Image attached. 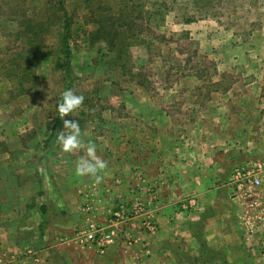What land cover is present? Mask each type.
<instances>
[{"label":"rangeland","instance_id":"obj_1","mask_svg":"<svg viewBox=\"0 0 264 264\" xmlns=\"http://www.w3.org/2000/svg\"><path fill=\"white\" fill-rule=\"evenodd\" d=\"M63 3L72 19L69 62L60 44L64 12L50 11L53 0H0V181L6 183L0 196L16 184L17 199L31 200L43 172L73 168L94 146L104 169L127 171L134 190L151 197L125 203H142L145 217L157 220L158 195L146 172L157 166L159 153H193L204 144L202 134L216 128H223L219 141L230 152L233 125L264 126V0ZM102 14L118 36L97 33ZM49 20L44 30L41 24ZM36 25L39 38L31 45L28 28ZM69 89L84 97L64 118L78 122L82 147L64 152L58 136L68 130L57 106ZM212 120L226 121L217 126ZM252 144L246 139L234 148L241 161H229L220 182L264 220V184L244 183L254 167L264 170L263 155H250ZM259 147L264 151V143ZM224 204L220 220L247 218L246 211L232 215L231 205ZM175 209L192 215L198 202L188 197ZM197 217L214 220L216 213ZM136 220L140 225L142 216Z\"/></svg>","mask_w":264,"mask_h":264},{"label":"crops","instance_id":"obj_2","mask_svg":"<svg viewBox=\"0 0 264 264\" xmlns=\"http://www.w3.org/2000/svg\"><path fill=\"white\" fill-rule=\"evenodd\" d=\"M212 121L218 126L226 120ZM263 127L260 122L252 128L233 125L230 152L219 141L223 128H216L202 134L204 144L193 153L185 149L183 153H159L157 166L145 171L147 177H153L158 195L154 209L157 233L145 234L141 225L134 226L136 244L130 248L115 246L104 256L79 248L73 233L94 222L105 223L107 212L120 202L151 201L145 192L134 190V181H126L130 177L127 171L109 167L96 175L78 176L75 164L71 169L43 172V184L33 189L37 192L32 193L31 200L25 195L20 198L26 199L21 208L15 196L21 189L9 183L8 192L0 196V264H264V220L256 219L257 213L249 212L230 192L232 189L220 182L228 175L229 163L241 161L234 148L246 139L255 150L250 155L256 160L262 155L264 158V151H257L264 143ZM0 187L5 188L6 183L0 181ZM226 192L232 197L225 198ZM188 197L198 202L199 210L192 215L175 209ZM224 203L231 205L232 215L239 209L248 213L247 218L220 220ZM207 210L216 213L214 220L197 217ZM31 220L37 222L32 225Z\"/></svg>","mask_w":264,"mask_h":264},{"label":"built area","instance_id":"obj_3","mask_svg":"<svg viewBox=\"0 0 264 264\" xmlns=\"http://www.w3.org/2000/svg\"><path fill=\"white\" fill-rule=\"evenodd\" d=\"M246 182L253 188L263 185L264 170L254 167L244 177V183ZM145 215L146 209L142 203L120 202L114 210L109 211L105 223L94 222L87 228H77L73 233V240L79 248L95 252L98 256L106 255L111 248L118 245L130 248L137 241L133 232V227L138 222L136 218L142 216L140 225L145 234L153 235L158 231L154 218Z\"/></svg>","mask_w":264,"mask_h":264},{"label":"clouds","instance_id":"obj_4","mask_svg":"<svg viewBox=\"0 0 264 264\" xmlns=\"http://www.w3.org/2000/svg\"><path fill=\"white\" fill-rule=\"evenodd\" d=\"M84 101L82 95H76L72 90H66L62 94V102L58 104L57 111L59 118L63 121L64 128L67 129V134L61 132L58 136V141L64 152H72L75 149L82 147L80 143V127L77 121L64 119L69 116L75 109L79 108ZM106 167V163L101 161L95 155V147L89 146L87 148V158L82 157L75 168L76 175H96L99 170ZM97 182L100 177L97 176Z\"/></svg>","mask_w":264,"mask_h":264},{"label":"trees","instance_id":"obj_5","mask_svg":"<svg viewBox=\"0 0 264 264\" xmlns=\"http://www.w3.org/2000/svg\"><path fill=\"white\" fill-rule=\"evenodd\" d=\"M53 1L55 2V4L50 7V9H51L50 11L52 12L53 10H56V11L64 12V19L60 23V26L62 28V34L60 36L61 37L60 44H61V47L65 49L66 59L69 62L70 61V57L72 56V54L70 52V46H69V43H70V41L72 39L71 38L72 36H70L72 19L69 18V16L67 15V11H65L66 8L64 6L63 0H53ZM53 12H55V11H53ZM104 18H107V16L102 14L101 20L98 21V23L100 24L101 27H100V30L97 31V33L98 34L104 33L105 35H108V33L111 34V35L113 34V38L115 36H118V32L112 33L111 30H109L110 28L106 27V24L108 23V21L103 20ZM49 24H50V20L47 21V22H44L41 25H43L44 30H45L46 28H49L48 26L51 25V24L50 25ZM45 25H47V26H45ZM28 29H29V32L31 34V38L30 39H32V41H34V42L31 43V45H34L35 41L37 40V38H39V35H38L39 31H37L38 27H37V25L36 26H29ZM109 37H107V40H105V41L109 42L110 41ZM41 42H44V40L41 39ZM36 48H38V47H36ZM31 53L32 54L36 53V51L31 52Z\"/></svg>","mask_w":264,"mask_h":264}]
</instances>
